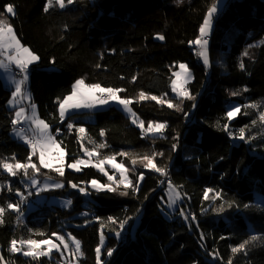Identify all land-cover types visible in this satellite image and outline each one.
<instances>
[{
	"label": "trees",
	"instance_id": "1",
	"mask_svg": "<svg viewBox=\"0 0 264 264\" xmlns=\"http://www.w3.org/2000/svg\"><path fill=\"white\" fill-rule=\"evenodd\" d=\"M217 2L74 0L63 9L53 4L45 12L47 0H0V19L11 24L21 43L39 57L30 68L29 90L40 118L66 153L65 165L82 157L87 148L97 152L98 160L115 156L129 169L133 184L143 173L135 191L120 185L115 192H97L90 187L92 180L111 182L91 164L81 165L79 171L66 167L61 176L41 167L34 155L38 173L29 169L27 175L20 171L11 176L0 168V208L5 210L0 218L2 264H96L98 246L103 264H264V122L260 120L264 0L222 2L209 37L210 63L204 66L190 41L197 39L206 14ZM7 5L14 7V15L6 12ZM182 62L193 73L187 90L194 99L173 95V73ZM78 79L123 89L118 94L132 101L130 106L145 127L151 121L165 123L166 128L145 135L115 105L93 112L92 118L73 113L62 121L59 102ZM141 92L169 100L179 110L139 100ZM10 97L11 89L0 79V161L27 163L31 149L10 134L14 119V109L7 107ZM230 104L241 108L231 121L226 117ZM81 127L83 137L77 132ZM241 128L244 140L239 139ZM101 143L106 147L97 148ZM153 153L159 154L154 162L165 175L139 163ZM133 159L138 161L135 165ZM110 171L118 180L119 172ZM30 177L64 182V188L40 194H65L72 204L27 211L37 193ZM169 183L180 197L171 212L166 210ZM71 184L86 188L88 197ZM206 189L213 190L207 200ZM123 191L128 194L120 195ZM216 193L219 196L212 199ZM12 203L19 206L17 212L8 208ZM53 233L66 240L71 234L81 242L83 255L74 260L70 253L62 256L54 250L51 258L33 259L10 251L12 240L56 241ZM253 235L257 240L232 252ZM108 249L114 250L111 256Z\"/></svg>",
	"mask_w": 264,
	"mask_h": 264
},
{
	"label": "snow or ice",
	"instance_id": "2",
	"mask_svg": "<svg viewBox=\"0 0 264 264\" xmlns=\"http://www.w3.org/2000/svg\"><path fill=\"white\" fill-rule=\"evenodd\" d=\"M74 2V0H47V3L44 7V11L47 12L53 4L58 5L61 9L65 8L66 4L71 5ZM179 3V0H177ZM222 7V0H218L217 4H215L212 8L209 9L208 13L205 16V19L200 27V36L195 41H190L191 44L198 45L200 48V51L197 53L198 56H200L203 59V63L207 66L209 64L208 59V52H207V44L208 41L204 39L209 33V31L212 28L213 19L215 15L218 13L220 8ZM6 12L8 14L14 15V7L12 5L6 6ZM160 39H164L163 36L159 37ZM0 68H4L5 70L9 69L10 65H14L16 69L19 70V74L22 75V79L14 81L15 83V90L12 91V100L9 101L10 104H14L16 97H21L23 99H30V97L24 95L23 92V85L28 80V70L29 66L33 64L34 62L38 61L39 57L35 55L29 48L24 47L21 45L20 41L17 39V36L15 34L14 28L11 24L7 23L5 20L0 19ZM7 61V63H5ZM241 67L243 68V64H241ZM179 71L174 72L173 75L175 79L171 82V87L173 93H175L178 97L182 99H194L193 96L189 93L185 85L191 80L192 74L189 70V68L184 65H179ZM135 79V78H133ZM123 89H114V88H106L102 87L100 84H86L83 79H78L75 81V83L72 86V91L69 95L63 97L62 100L59 102V112L61 118L65 116L66 113H68L71 109H79V108H90L95 105H106L109 102H116L117 104L121 105L123 109L130 113L132 117V123L136 124L137 127H139L145 135L147 134H160L163 132V130L166 128L165 123L160 122H148L147 127L144 126V121L139 120L138 117H136V114L132 112L129 105L132 103L131 100L121 98V96L118 94L122 92ZM99 94V95H97ZM233 95H237V93H233ZM139 100H147L151 99L156 101L157 103L161 104H167L169 108H176L179 110V105L173 104L169 100H164L161 98H158L156 96H149L145 94L144 92H141L138 97ZM252 107H255V105H252ZM33 114L31 117H27L25 115V109L20 108L15 112V118L12 120V124L15 128L16 125L20 124L22 121L26 119L31 120V130L33 131V136L29 137L25 135L24 129L16 130V135L24 141L25 144L29 146L31 149V152L28 157L27 163H20L16 162L15 164L7 163L5 161H0V168H3L6 172H8L9 175L15 176L18 172L23 171L25 175H27L28 170L31 169L33 173H38L40 171V168L37 167L36 164L32 163V157L34 155L38 154V159L40 166L46 169H50L52 171H55L59 175H64V161H65V155L63 148L61 147L60 143L56 141V139L53 138L49 134V126L46 124L43 120L39 119L35 114V105H32ZM241 112L240 107H233L231 108L227 113L226 117L229 121L234 119L238 113ZM187 115V113H185ZM260 120L264 122V113H261ZM69 129L71 130L73 128L72 124L68 125ZM225 131L228 130V125H224ZM77 132L81 134V137L85 134L84 128H78ZM101 136L104 135V132L101 131ZM239 139L244 140L245 139V131L243 128L240 129V135ZM97 148H104L106 147L105 144L101 143L96 145ZM176 148V145H173V149ZM85 154L89 157V160L84 159H77L73 163L67 164L68 168L75 169L77 171L80 170L81 165L87 166L90 162V159L97 155V152L95 150L89 151L87 148L83 149ZM120 155L128 156L129 153H120ZM156 155H159L158 153H153L151 156L144 155L140 158L139 163L143 165L144 168L155 170L156 172L161 173L162 175H165V169L160 168L157 166V164L154 162V158ZM115 156H108L104 159L100 160L98 164H93V167L99 168L101 172H104L105 175L108 176V180L111 183L108 184H102L97 180H92L90 182L91 187L94 188L97 192L100 191H108V192H115L117 191V188L120 185H123L125 189L132 188L134 191L139 188V181L143 179V173H141L137 179V182L133 184V182L128 178L127 173L129 172V169L126 168L123 163H115ZM138 161L136 159L132 160V164L135 165ZM110 164L112 168L116 169L119 172V179L114 180L112 175H108L107 172L104 170V165ZM32 185H36L37 181L35 179H32L31 181ZM71 183V182H70ZM113 185H116L114 187ZM45 187H48L47 185ZM52 187L60 188L63 187L62 184H55L52 185ZM71 187L77 188L76 184H71ZM169 206L171 207L172 204L178 200L179 193L176 191L175 187L169 183ZM79 191L81 193H85L84 188H80ZM212 189H206L204 192V198L207 200L209 198V194L212 193ZM127 191L120 192V195H127ZM219 196V193H216L211 198L216 199ZM69 204L71 201L68 202ZM18 205L9 204L8 208L13 210H18ZM222 210V209H221ZM4 209L0 208V218H2ZM181 215H184L183 212H181ZM110 221L113 220V218H108ZM2 219H0V223H2ZM114 222V221H113ZM103 227V226H102ZM121 228H123V224H121ZM120 233H117V236H119ZM52 236L56 238V241H59V243H55L51 239H43V240H35V239H27V240H12L10 242V251L13 253L22 252L24 256H30L33 259H36L41 256H48L51 254L53 250L61 251V245L63 246V251L68 252L71 254L72 258L78 259L80 256L83 255L81 251V242L75 237L71 236L69 234L68 239L66 240L64 236L58 235L57 233H53ZM203 238V237H202ZM71 241V244L74 246L73 248H70L69 242ZM257 240V236L253 235L249 238V240L244 241L237 247L232 248L233 253H237L239 251H242L245 249L246 245L250 244L251 242ZM104 236L101 234V244H103ZM27 247V250H23L24 247ZM42 246L43 249H42ZM101 247H97L95 249L96 252V264H103L101 260ZM113 249H108L107 255L111 256L113 254ZM3 257H0V264H2ZM229 264H232L231 261H229Z\"/></svg>",
	"mask_w": 264,
	"mask_h": 264
},
{
	"label": "rangeland",
	"instance_id": "3",
	"mask_svg": "<svg viewBox=\"0 0 264 264\" xmlns=\"http://www.w3.org/2000/svg\"><path fill=\"white\" fill-rule=\"evenodd\" d=\"M223 1H224V0H222V2H223ZM213 26H214V19H213V24H212V28H211V30L209 31L208 35H207L206 37H204V39H206V40L208 41V44H207L206 48H207V52H208L209 63H210V57H209V37H210V35H211V33H212ZM12 27H13V26H12ZM15 34H16V33H15ZM16 36H17V35H16ZM199 36H200V31H199V35H198V37H199ZM198 37H197V38H198ZM17 39L19 40L18 37H17ZM19 41H20V40H19ZM20 43H21V41H20ZM21 45L24 46L22 43H21ZM192 45H193V50H194V52H195V54H196V57H197L198 61H200L204 66H206V65L203 63V59H202L200 56L197 55V53L200 51L199 46H198V45H194V44H192ZM24 47H26V46H24ZM27 48H28V47H27ZM33 53H34V52H33ZM34 54H35V53H34ZM35 55H36V54H35ZM0 59H2V58H0ZM36 62H37V61H36ZM5 63H7V61H5ZM34 63H35V62H34ZM180 64H184V65L187 66V64L184 63V62L179 63V64H178V68H177V70H175V72H177V71L180 70V69H179V65H180ZM31 65H32V64H31ZM31 65L29 66V70H28V80H27V81L25 82V84L23 85V92H24V95L30 97V99H23V98H21V97L18 96V97H16L15 103H14V104H10L9 101L13 99V98H12V95H11V97L9 98V100H8V102H7V107H8L9 109H14V118H15V112H16L17 110H19L20 108L25 109V115H26L27 117H31L32 114H33L32 105H35V114H36V116H37L39 119L43 120L42 118H40V116H39V114H38L37 105L32 101L31 94H30V90H29V74H30V68H31ZM208 65H209V64H208ZM208 65H207V66H208ZM187 67H188V66H187ZM188 68H189V67H188ZM189 70H190V72H191V74H192V78H193L192 70H191L190 68H189ZM192 78H191V80H192ZM0 79L2 80V83L4 84L5 87L11 89V93H12V91L15 90V83H14V81L19 80V79H22V75L19 74V70L16 69L14 65H10L8 70H5L4 68H0ZM173 79H175L174 75H173ZM173 79H172V80H173ZM191 80H190V81H191ZM84 81H85V80H84ZM190 81H189V82H190ZM189 82H188V83H189ZM85 83H86V82H85ZM188 83H187V84H188ZM86 84H88V83H86ZM187 84H186V85H187ZM89 85H90V84H89ZM171 88H172V87H171ZM69 94H70V93H69ZM69 94H68V95H69ZM97 95H99V94H97ZM173 95L176 96V97H178L175 93H173ZM110 105H115L116 107H118L119 109H121V110L124 112V114H126V115L129 117L131 124H133V123H132V117H131L130 113L126 112V111L123 109V107H122L121 105L117 104L116 102H109V103L106 104V105H95V106L90 107V108L71 109L68 113L65 114V116H64L63 118H61V120H62V121H65L66 119H68L69 115H71V114H73V113H83L85 118H92V116H93L92 113H93V112H95V111H97V110H101V109L107 108V107H109ZM237 106H238L237 104H230V105H229V110H230L231 108H233V107H237ZM129 107L131 108L130 105H129ZM238 107H239V106H238ZM131 110H132V108H131ZM132 112H134V111L132 110ZM59 113H60V112H59ZM134 113H135V112H134ZM60 117H61V116H60ZM136 117H138L137 114H136ZM138 118H139V117H138ZM43 121H44V120H43ZM44 122H45V121H44ZM45 123H46V122H45ZM46 124H47V123H46ZM69 124H71V122H70ZM134 125H136V124H134ZM22 126H24L25 135H27V136H29V137L33 136L34 133H33V131L31 130L32 124H31V120H30V119H26V120L22 121L20 124L16 125L15 128H14V126H12V129H11V131H10V134H11V136H12L13 138L17 139V140H18L19 142H21L22 144L28 146L27 144L24 143V141H23L22 139H20V138L16 135V130L23 129ZM136 126H137V125H136ZM48 131H49V134H50L51 136H53L54 139H56L55 134H53V132L51 131L50 127H49ZM56 133H57V132H56ZM58 133H59V131H58ZM56 141H57V140H56ZM57 142H58V141H57ZM58 143H59V142H58ZM28 147H29V146H28ZM61 147H62V146H61ZM63 150H64V149H63ZM64 152H65V151H64ZM36 157H37V161H38V163H39L38 154L36 155ZM79 159H84V160H86V161L89 160V157L85 154L84 150H83V156L80 157ZM99 161H100V160L95 159V156H93V157L90 159L89 164H91V165H93V164H98ZM114 162H115V163H121L120 161H117V160H115ZM72 163H73V162H72ZM39 165H40V163H39ZM64 165H65V161H64ZM123 165H124V164H123ZM66 167H67V165H65L64 169H65ZM103 167H104L105 172H107L108 175H112L113 178H114V180H115V176H116L117 174H116L115 171H112V172H111L110 170H116V169L112 168L110 164H105ZM67 168H68V167H67ZM68 169L73 170V171H77V170L72 169V168H68ZM97 169L99 170V168H97ZM99 171H100V170H99ZM102 173H104V172H102ZM32 179H35V180L37 181L36 185H32V183H31ZM29 181H30L31 185L33 186L34 190H35L37 193L35 194V199H34V200H35V204H32V205H31V204H28V205H27V211H31V210H34V209H36V208L44 209V208L49 207V206H52V205H58V206L68 207V206H70V205L72 204V200H71V198H70L68 195H65V194H63V195H61V194H50V195H48V194H46V193L40 194V191H47V190H52V189L60 190V189L64 188V186H65L64 182H62V181H60V180L52 179V178H49V177H46V178H44V179H42V180H39V179L36 178V177H30V178H29ZM55 184H62L63 187H60V188L52 187V185H55ZM46 185H47L48 187H45ZM90 187H91V184H90ZM80 188H84V187H77L76 189L79 191ZM65 189H66V188H65ZM84 189H85V193H81L80 191H79V192L82 194V196H83L84 198H87L88 195H89V193H88V191L86 190V188H84ZM25 190H26V188H25ZM29 192H30V191H28V193H29ZM168 192H170L169 189H168ZM69 201H71L70 204L68 203ZM169 203H170V202H168V204L166 205V208H167L166 210H167V211H170V212H171V211H175V209L177 208V203L175 202L174 204L171 205V207L169 206ZM53 241H54V240H53ZM54 242H55V243H59V242H56V241H54ZM68 242H69V241H68ZM103 243H104V241H103ZM101 245H103V244H101ZM69 246H70V242H69ZM43 247H44V246H42V249H43ZM26 249H27V248H26ZM53 251H54V250H53ZM53 251H52V252H53ZM52 252H51V254L48 255L47 257H49V258L53 257ZM58 252L63 256V252H64V251H63V246H62V245H61V251H58ZM67 253H68V252H67Z\"/></svg>",
	"mask_w": 264,
	"mask_h": 264
},
{
	"label": "built area",
	"instance_id": "4",
	"mask_svg": "<svg viewBox=\"0 0 264 264\" xmlns=\"http://www.w3.org/2000/svg\"><path fill=\"white\" fill-rule=\"evenodd\" d=\"M185 87L187 88V85H185ZM57 133H58V131H57ZM27 190V192L29 191L28 189H26ZM13 204V203H12ZM13 205H17V204H13ZM10 210H12V211H14V212H17L18 210H13V209H10ZM48 264H55V263H48ZM63 264H70V262L69 261H67V262H65V263H63Z\"/></svg>",
	"mask_w": 264,
	"mask_h": 264
}]
</instances>
